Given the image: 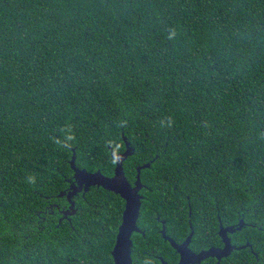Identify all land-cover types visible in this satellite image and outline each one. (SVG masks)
Returning a JSON list of instances; mask_svg holds the SVG:
<instances>
[{
	"label": "trees",
	"instance_id": "obj_1",
	"mask_svg": "<svg viewBox=\"0 0 264 264\" xmlns=\"http://www.w3.org/2000/svg\"><path fill=\"white\" fill-rule=\"evenodd\" d=\"M127 143L135 247L243 221L221 264H264V0H0V264H114L125 201L59 195Z\"/></svg>",
	"mask_w": 264,
	"mask_h": 264
},
{
	"label": "water",
	"instance_id": "obj_2",
	"mask_svg": "<svg viewBox=\"0 0 264 264\" xmlns=\"http://www.w3.org/2000/svg\"><path fill=\"white\" fill-rule=\"evenodd\" d=\"M132 148L130 144H126V151L123 154L115 155L112 157L116 161L115 174L113 177H106L101 174L100 171L95 173H90L85 169H79L76 167V155L74 154L71 160V167L74 170L75 182L70 186L68 192H62L59 197L63 198L66 196L69 203V209L66 211H61L63 217L61 219H68V217L74 216L77 213L75 207V202L73 198L83 191L87 192L91 186L102 187L103 189L113 192L119 195L125 201V209L123 211L122 223L118 229V234L116 237V243L112 251V257L114 259V264H132L131 249H132V234L138 230L137 221L140 216V211L142 207V196L140 191L143 189L141 182V170L145 167L137 168L136 181L131 184L124 172V162L130 157L132 153ZM75 152V151H74ZM244 223H240L235 226L224 227L221 225L219 236L223 239V248H211L208 251H203L200 254H193L189 249V244L194 235V230L187 240L183 244H177L170 238L166 236L165 228L162 232L166 240H169L172 246L179 252L182 256L181 262L179 264H200L202 261L209 257H216L219 262L223 258L229 257L233 251L245 249L250 247V244H246L242 247H236L232 245L229 234H234L236 231H241L243 229Z\"/></svg>",
	"mask_w": 264,
	"mask_h": 264
},
{
	"label": "flooded vegetation",
	"instance_id": "obj_3",
	"mask_svg": "<svg viewBox=\"0 0 264 264\" xmlns=\"http://www.w3.org/2000/svg\"><path fill=\"white\" fill-rule=\"evenodd\" d=\"M122 217H123V215H122ZM157 218H158V220L161 219L160 216H158ZM138 221H139V219H138ZM138 221H137L138 230L133 232L132 237H131V240L133 243L132 249H131L132 264H149V261L146 260L145 257H148V258L154 257L155 259H157L159 261L160 264H179L181 262V259H182L181 254L179 252H177V250L172 246V244L169 240L165 239L163 232H162L163 228H165V224H166L165 221L160 220V222L162 224V229L159 232H160L162 238L164 239V241L167 242L168 244H170L171 248L173 249V252H170V254L174 258V260L170 259V257H169V259H165L163 256L155 255L154 250H147V249H142V248H138L137 246L136 247L134 246V236L136 234H141V235H143V237H145V232L141 228H139ZM121 223H122V221H121ZM189 226H190V233L183 241L177 242L176 240H174L172 236L167 234V231L165 228L166 236L168 238H170L171 240H173L177 244H183L192 232V229H193L192 224H189ZM220 228H221V226L219 227V231H220ZM219 231H218V237H220ZM117 234H118V232H117ZM194 235H195V231H194ZM194 235H193V237H194ZM116 237H117V235H116ZM193 237H192L191 242L189 244V249L193 252V254L198 255L201 252L208 251L211 248H217L218 249V248L224 247V242H223V239L221 237H220L221 244L219 246H207L206 248L202 247V245H198V246L194 245L193 246ZM115 243H116V241H115ZM224 259H226V258H223L222 260H224ZM141 260H142V263H140ZM222 260L219 262V260L216 257H209L206 260L202 261L200 264H203L205 262L207 264H221Z\"/></svg>",
	"mask_w": 264,
	"mask_h": 264
}]
</instances>
